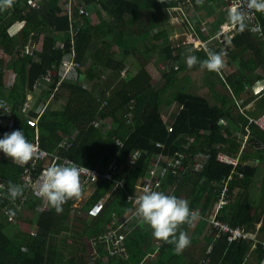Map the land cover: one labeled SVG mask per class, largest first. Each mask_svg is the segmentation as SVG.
Wrapping results in <instances>:
<instances>
[{"label": "trees", "instance_id": "obj_1", "mask_svg": "<svg viewBox=\"0 0 264 264\" xmlns=\"http://www.w3.org/2000/svg\"><path fill=\"white\" fill-rule=\"evenodd\" d=\"M33 1L13 0V9L8 7L0 10V45L7 54H20L12 64L16 71L17 83L9 96L16 98L17 103L26 102L32 85L48 70L57 71L56 79L59 80L60 74L65 71L63 62L72 59L73 51L76 53L75 60L82 63L83 67L65 78L60 93L53 100L63 103L60 94H68L67 106L48 108L40 117L27 110L19 114L15 112L14 131H23L26 139H30L38 128L41 145L48 150L57 149L63 138L62 131L68 133L74 137V145L64 154L100 171H104L114 157L125 160L135 149L143 150L145 155L136 165L128 166L119 177L125 179V187L111 195L98 218H90L86 207L73 211L70 199L63 204V211L60 213L50 207L36 215V226L30 223L32 227L35 226V235L19 232L12 237L7 233L9 223L0 208V264H148L143 261L147 252L143 255L132 253L134 239L137 236H145L141 229L142 224L148 225L138 217L133 221L129 218L125 220L132 207L128 194H134L135 186L142 184V168L147 166L148 153L152 151L156 155L164 153L175 156L184 149V145L189 144L191 138L192 152L201 149L210 153V158L204 162L200 171L193 168V160L188 158L185 160L187 173L177 176L171 172L176 181L186 177L185 185L190 184L187 190L193 188L187 194L189 197L199 195L201 199V195L207 193V200L201 212L205 215L210 211L220 191L219 187L210 184V181L221 182V179L229 176L233 170L232 165L218 160V152L237 155L244 144L243 138L235 135L236 131L248 133L250 116L241 112L236 100L241 98L249 81V76L244 71L264 65V35L262 38L253 36L248 24V28L243 32L238 27L231 43L212 48V51L217 53L228 51V59L231 62H241L237 73L223 79L216 72L201 69L199 64L191 69L181 64L189 54L195 55L199 60L206 59L205 51L194 49V45H191V48H176L168 42L169 30L166 25L170 22L169 11L178 7L188 10L192 0H77L78 7L74 10L78 13L79 7L84 6L91 13L92 20L87 18L86 27L75 35L77 39L74 48L70 43V35L67 34L71 24L70 16L65 14L62 0H40L38 10L34 9ZM204 2L206 13L211 7L209 2L212 7L217 8H213L214 11H219L218 18L215 16V29L219 31L222 25L226 24L227 10H223L226 0ZM97 6L107 15L105 19L101 11H98L100 23L94 19L95 12H91ZM77 15L75 14V23L79 22ZM189 15L191 19L195 17V14ZM257 16L264 29V12H257ZM19 24L23 25L20 33H11L10 30ZM183 25L187 26L188 22ZM156 29L159 30L153 32ZM198 35L205 41L208 39L199 28ZM60 37H64L62 44ZM161 39V44H154ZM136 40L144 42L138 47L129 45ZM97 42L98 47L95 45ZM115 46L121 54H127L118 56L114 52ZM29 47H32L33 56L40 57V62H33V57L28 52ZM189 49L192 50L191 53ZM133 53H141L144 59L131 57ZM156 56L161 58L162 63L170 64L171 71L163 76L164 84L155 85L148 68ZM126 63L136 68L131 70L130 66V70L124 75ZM176 65L179 68L176 69ZM200 70L204 71L207 79L206 96L214 98L218 106H211L207 97L193 96L185 90L173 91V84L179 74ZM0 74L2 90V76L5 75V70ZM18 88L20 91H17ZM103 101H106L107 107H102ZM175 103L183 105L184 109L175 122L170 123L164 117V110ZM107 118L111 120L110 126L102 125V121ZM171 124L174 126L173 131H170ZM251 126L253 136L264 140V130L255 122ZM118 139L124 142V146L118 144ZM159 142L164 145L158 146ZM258 151L257 149L256 152H249L245 149L241 157L245 161L249 155H257ZM23 168V165L13 162L11 158H0V175L7 179H14ZM240 169L244 171L245 176H235L231 187L230 198L235 203L223 212L221 218L234 227L249 229L253 220L252 209L256 211L257 207L252 204L251 199L247 204L240 203L235 189L249 188L257 168L253 164H246ZM175 179L172 182H175ZM182 189H185V186L179 188L177 195H180ZM101 197L99 192L95 194L90 199L91 204ZM34 200V204L41 201L40 198ZM7 202L8 199H3L2 204ZM195 206L196 203L192 201L189 208L193 210L196 209ZM196 221L198 222L195 225ZM196 221L191 226H179L177 236L181 230L186 231L191 240L190 245L197 243L201 237L204 242L200 255L202 260L209 258L208 264H245L252 242L241 240L231 243L228 236L214 241L213 235L208 232L207 221ZM122 226L120 234L126 235L124 251L114 253L113 242L100 241L99 238L112 228ZM148 230L153 231L147 229L145 232ZM93 239L98 245L97 251L91 254L90 242ZM157 241L160 244L155 253L168 256L170 261L166 262L178 261L181 257L190 255V245L182 253L176 254L174 245L163 240ZM211 243H214V249L209 255L207 250ZM256 251L263 256L264 250L260 244L256 246ZM7 257L16 262L12 263Z\"/></svg>", "mask_w": 264, "mask_h": 264}, {"label": "built area", "instance_id": "obj_2", "mask_svg": "<svg viewBox=\"0 0 264 264\" xmlns=\"http://www.w3.org/2000/svg\"><path fill=\"white\" fill-rule=\"evenodd\" d=\"M61 5L63 6V10L65 14H69L70 16V29L67 31V34L70 35V43L72 45V48H74V44L76 43L75 35L80 32L84 27H86V19L92 20L91 14L89 13V10H87L84 6H80L78 9V13L74 10L75 7H78V1L77 0H62ZM231 6H237L240 7L242 11L246 14V23L249 24L250 32L253 34V36H256L258 38H262L264 35V29L259 22L257 11L249 10L246 8L245 0H228V7H226V10H228ZM171 16L175 20L181 21V23L188 22L190 32H191V38L189 42L186 41L185 45L187 43H192L191 45H194V49L196 50H203L206 53L213 48V44L211 43L214 41V44L216 47L221 46L225 44H229L234 35L232 30H238V26H232L230 24L228 25H222L219 31H217L215 34H213L210 38H208L206 41L203 40L198 35V28L201 29L205 27L206 19L205 15L203 14H195L194 18H190L189 13L186 14V11L183 7L178 8H172L170 11ZM75 14H78V23H75ZM80 16H82V19L80 20ZM231 33V34H230ZM180 38L182 37L181 34H178ZM175 46V45H174ZM179 47H181L179 45ZM4 50V49H3ZM30 52V50H28ZM223 57L228 58V51L223 50ZM5 61L3 62V65L0 64V73L5 70V72H9V69L12 68L13 62H15L19 57V53L15 54H7L5 52L4 54ZM76 53L75 51L72 52V59H66L63 62V67L65 68V71L63 74H60L59 80L56 79L58 76V72L55 70H48L47 73L43 76L44 82L47 84H50L54 87L53 96L52 99L55 100L56 95L59 94V91H61V86L65 80V78H68V76L74 72L75 70L82 69V63L75 60ZM35 56H33V59ZM39 60H41L39 58ZM127 64V63H126ZM124 68L123 74L126 75L127 72L130 70V65L126 66ZM166 67V66H165ZM6 93H1L0 95V139L4 138L5 133H12L16 126V120L14 117V107L11 105V103L8 100V97L5 95ZM108 104L106 101L102 102V107H107ZM184 109V108H183ZM167 122H175L174 119H168L166 117ZM255 122L257 125H259L264 130V114L251 118L250 124L247 126L248 133L242 134L241 137L243 138V144L242 150L237 155H229L222 151L218 152V160L224 163H228L233 166L232 173L229 175V177H226L223 181V187L219 191V202L216 208V211L214 215L212 214L211 217L205 218V220L208 222L209 227L211 228L213 240H219L222 236H228L229 240L231 242L241 241V240H251V233L241 227H232L230 223L223 221L220 216L219 212L221 210H224L226 206L231 204V185L234 181L235 176L240 175L241 177L245 176L244 171L240 169L242 165H246L247 162L244 161L241 157L242 152L246 149L247 143L249 141V134L251 132V124ZM224 125L226 123L224 122ZM174 130V126L170 125V131ZM63 140L60 145V149L56 150H48L44 148L41 145L40 142V136L38 130L35 131L33 138L27 139L29 142L34 143L39 151L43 153L40 158H34L33 160L29 161L27 164H23V171L20 176V183L18 185L24 186V192L22 196H19L17 198L19 201H26L30 198L39 197L37 194L34 193L32 185L36 183V181L41 176V173L49 166H51L53 163H68L73 162L77 164L80 167L86 168L85 171L81 174V188L82 193L85 192V190L93 183L97 182L98 179L102 178L105 179L106 183H110L111 192H115L119 190L120 188L125 187V181L124 179L119 178L124 174L126 171V168L128 166H134L138 162L141 161V159L144 157L145 153L141 149H135L130 153V156L127 159L120 160L119 157H114L107 165L106 169L104 171H99L97 168L89 167L86 165H82L78 163L75 159L66 156L63 154V151L69 150L73 145V136L69 135L68 133H65L62 131ZM118 144L121 146H124V142L121 139H118ZM164 144L159 142L158 146H163ZM66 149V150H65ZM211 154L208 152H198L194 153L191 151V149L188 146H184V149L177 152L175 156L171 155H165L164 153L161 155H156L155 152H149L148 153V159H147V166H144L142 168V184L138 185L136 188V192L139 194L143 193V190L145 188H150L154 191H161L164 192V185L166 178L168 175L173 172V174L180 176L182 172H186L188 167L185 164V160L188 158H192L193 162V168L196 171H200L203 168L204 162H206L210 158ZM166 158V159H165ZM89 171H88V170ZM8 184L5 181V179H0V206L3 203V199H8L6 196H9L8 191ZM136 192L134 194H128L129 197L135 198ZM92 195V192H90ZM40 198V197H39ZM2 199V200H1ZM9 200V199H8ZM11 200V201H10ZM9 202L6 203L5 209L6 214H11L10 207L15 205V200L10 198ZM130 202V201H129ZM14 203V204H13ZM132 205V212L129 219L137 218L135 216V206L132 202H130ZM104 202L98 201L94 203L90 209L88 210L89 217L97 218L102 211L104 210ZM43 207L36 209L35 213L33 214L31 218V222L33 225L36 226V219L38 218L36 215L43 212ZM196 212V211H194ZM128 219V220H129ZM12 220V219H11ZM127 222V221H126ZM122 227H118L115 230L109 231L108 233L101 236L99 239L100 241H112L113 242V251L114 253H119L124 251V241L126 239V235L121 233ZM262 247L264 250V236L262 238ZM96 243V242H95ZM214 249V243H211L208 247L207 254H211ZM210 262L209 258H205L202 260L200 264H208ZM258 264H264V254Z\"/></svg>", "mask_w": 264, "mask_h": 264}, {"label": "crops", "instance_id": "obj_3", "mask_svg": "<svg viewBox=\"0 0 264 264\" xmlns=\"http://www.w3.org/2000/svg\"><path fill=\"white\" fill-rule=\"evenodd\" d=\"M211 2H209V6L212 7ZM39 3H40V0H34L33 1V5H34L35 10L40 9V8H38V6H36V5H39ZM204 6H206V3H204ZM209 6H207V8ZM211 7H209V9H208L209 11L212 10V9H210ZM226 7H228V0H226V5L223 7V10H226ZM212 8H216V7H212ZM213 11H214V9H213ZM213 15H214L213 12L210 14L206 13L205 19L207 22L205 24L203 31H201L208 38H210L213 34H215V32H217V31H213L214 27L212 24L215 23V20H213L215 15L214 16ZM100 22H101V20H100ZM210 24L212 26H210ZM225 25H228V24L226 23ZM22 27H23V25L18 26L17 32H14V34H19L20 31L22 30ZM237 31H238L237 29L232 30L231 33H233V35L235 36ZM63 38L64 37H60V44L63 43V40H62ZM187 42H189V41H187ZM185 43H186V40L182 39V37H181L180 41L175 44V47L176 48H182V47L191 48L190 44H192V43H187L186 45H185ZM211 43L213 44V47H216V45L213 42H211ZM179 45L181 47H179ZM31 48L32 47H29L30 54L32 52ZM4 54H5V51L3 50L2 45H0V64H2V65H3V62L5 61V59H4L5 55ZM33 55L34 54H31L32 57H33ZM39 58L40 57L38 55H36L35 58L33 59V62L34 63L40 62ZM223 59H225L224 65L228 66V68H229L228 70H225V69L223 70V72L225 73L224 74L225 76H230V75H233V74L238 72V70L240 69V63H241L240 61L236 62L235 60H232L233 62H231V61H229L228 58H223ZM184 60H183V62H184ZM164 64L166 66H168V68L170 70V67H169L170 64H167V63H164ZM183 66H185V64H183ZM177 68H179V67L177 66L176 69ZM200 71L202 72V70H200ZM15 72H16L15 68H10L9 72H5V75L2 76L3 77V89L0 90V95H1V93L7 94V91H8V93H10L13 86L17 83ZM244 72L247 76H249V81H248L247 87H246L244 93L242 94L241 98L239 100H236V104L240 107L242 113L248 114L250 116V122H251V118L258 117V116L264 114V65H258V67H256L255 69L246 70ZM216 74H218V75L220 74L222 76L221 70L219 72H216ZM43 76L38 78L35 81V83L32 85L31 90L29 91V94L27 95L26 102L17 103L16 98L14 99L10 96L8 97L9 102L14 107V113L16 112L17 114H19L20 112L27 110L30 113L38 114V117H40L43 114V112L48 108H55L58 106L63 108L65 106H67L68 94H67V96H65L64 93H63V95H62V93L60 94L61 95L60 98L63 97L62 98L63 103H59L58 101L57 102L53 101L52 96H53L54 87L52 85L44 82ZM177 79H180V78L177 76L175 81H177ZM206 81H207V79H206ZM17 91H20V88H18ZM207 93H208V88H206L205 95ZM207 99L209 100V103L211 104V106H218V103L216 102V100L214 98L207 97ZM179 106L181 108L180 110H178V111L172 110L169 113V114H171V113L175 114L174 117L172 118L174 120L177 119L178 115L183 110L182 107L184 108V106L181 104H179ZM164 115H165L164 117L166 119L167 115L165 112H164ZM105 120H107V122L101 123V124L102 125L106 124V126H110L111 120L108 118ZM250 122H249V124H250ZM36 130H38V128H36L35 131ZM38 132H39V130H38ZM242 134L243 133L241 131H236L235 135L241 138ZM249 139H250L249 142H251V144H249V142L247 143L246 151L256 152L257 149L259 151H258L257 155H254V156L249 155L245 159V161L247 162V164H253L257 168V170H256L255 176L253 177V182L251 183V186L249 188L237 187L235 189V195L238 198V200H240V203L247 204L248 201H250V199H251L253 202L252 204L255 207H257L256 211L253 210L254 208L252 209V212H253L252 224H251L249 229H246L251 233L252 236H251V240H245V241L252 242V246H251V251L246 256L245 264H258V262L260 261L262 256H261V254L257 253L256 246L258 244H260L262 246L261 241H262V238L264 236V140L257 137V136H253L252 126H251V132L249 134ZM62 140H63V138H62ZM62 140H61V142H62ZM192 141H193V139L191 138L189 141V144L184 145V146H188L191 149ZM61 142L59 143V146L57 147V149H60ZM73 145H74V138H73ZM241 150H242V148H241ZM65 152H69V151L68 150L63 151V154ZM198 152H206V151L200 149V150H196L194 153H198ZM240 152L241 151H239L238 153H240ZM1 157L10 159V157L6 156V154H4L2 151H0V158ZM225 164H228V163H225ZM20 165H23V164H20ZM82 165H84V164H82ZM232 169H233V166H232ZM22 171L19 172L14 179H12V178L7 179L3 175H0V179L1 178L5 179L7 184L9 181H12L15 184H19ZM184 173H187V172H182L181 175ZM231 173H232V171H231ZM226 177H229V176H226ZM226 177L222 178L221 182H218V183H215L214 181H210V184H214V185L218 186L219 189H221L223 187V181ZM185 178L186 177L184 176L182 179L178 178L176 181L175 177L174 176L172 177L171 173H170L168 175V177L166 178V181H165L164 193L167 195H175L178 198L187 200L189 203V207H190L192 201L194 203H196V206H195L196 209H193V211H196L199 214V218L197 220H205L204 216L211 217L212 214L214 215L216 208H217V205H218V202H219V199H217V200L215 199V202L213 203L212 208H210V211L207 214H205V215L202 214V212H201L202 206L206 203L207 193H204L203 196L201 195V199L199 198V195L189 197L187 194L189 192H191L193 190V188L187 190L188 186L190 184L185 185V183H186ZM174 179H175V182H172V181H174ZM124 181H125V179H124ZM80 182H81V178H80ZM184 186H185V189H182L180 191V195H177V193H179V188H182ZM193 186H194V184H193ZM110 187H111L110 183H106L105 179H102V178L98 179L97 182L91 184L85 190V192L82 193V195L79 199H76V198L72 199L73 211L74 210H80V209L86 207L85 209H86V212L88 214V210L94 204V203L91 204L90 199L95 194H97L98 192L102 195L101 199H99V200L103 201L105 204L106 201L111 197V195L114 194V192L110 193L111 192ZM231 187H232V185H231ZM135 188H137V185L135 186ZM92 190H94V192ZM90 192H92V195ZM253 192H254V194H253ZM218 196H219V194H218ZM6 197L10 200V198L8 196H6ZM17 198L15 201L16 204L11 206L9 209V210H11V214H6V209H5L6 204L5 205L1 204V206H0L3 214L6 215L7 221L9 223L8 227H7V233L9 236H12V237H14V235H17V233H19V232L21 234L26 233V234L30 235V233L28 232V228H25L27 231L22 232V231H20L21 228H19V226H17V224L23 223V224H25L24 227H27V226L29 227V225L31 223V218H32L34 212L36 211V209L43 207V209L45 210V209H48L51 207L42 198H40L41 199L40 202L34 204V202H33V201H35L34 199H39V197L33 196V198H30L29 200L27 199L24 202H22V201L18 202ZM9 200H8V202H9ZM233 202H234V200H232V198H231V204H229L228 206L225 207L224 210H221L219 212L220 218L223 216V212L228 210V208H230V206L233 205ZM131 212H132V207H131L129 213L127 214L125 220L131 216L130 215ZM90 218H92V217H90ZM133 220L134 219H132V221ZM223 221H225V220H223ZM197 222L198 221H196L195 225L197 224ZM225 222H228V221H225ZM228 223H230V222H228ZM230 225L232 226L231 223H230ZM232 227H234V226H232ZM238 227H240V226H238ZM117 228H112V230H115ZM241 228H243V227H241ZM131 229L133 230L134 227H131ZM141 229H143V232H144L143 234L145 236H144V238H142V236H137V238L134 239V241L132 242V253H134V254L138 253V254L143 255V253L147 252V254L144 255V257H143V261L147 262L148 264H194L195 262H197V264H198L202 260L200 255L203 251L204 242H203V240H201V237H200V240L197 241V243L191 244L190 247L188 248V251H190V255H192V257L190 255H185L183 258L181 257L178 261L166 262V261H170L169 259H167L168 256H163V255L159 256L158 254L155 253V249L156 250L159 249L160 243L157 240H155L153 237H150L152 234V231L148 230L145 232V230L151 229V227L148 228V226L142 224ZM208 232L212 236V231H211V228L209 227V224H208ZM104 234H106V233H104ZM104 234H102V235H104ZM94 241L95 240L93 239L90 242L91 243L90 246L92 247L91 254H93L94 252L97 251L96 246L98 245V243H95ZM108 247L111 248V246H108ZM135 249H138V251H134ZM141 264H143V263H141Z\"/></svg>", "mask_w": 264, "mask_h": 264}, {"label": "clouds", "instance_id": "obj_4", "mask_svg": "<svg viewBox=\"0 0 264 264\" xmlns=\"http://www.w3.org/2000/svg\"><path fill=\"white\" fill-rule=\"evenodd\" d=\"M12 3L13 0H0V10L11 7ZM245 4L249 10L264 12V0H245ZM245 21L246 14L240 7L231 6L228 8L227 24L238 26L239 30L243 32L248 28ZM191 51L189 49V53ZM223 55V52L217 53L209 50L206 59L199 60L195 55L189 54L185 62L189 69L199 64L201 69L219 72L224 67ZM0 151L19 164H27L34 158H40L43 155L20 130L5 133L4 138L0 139ZM85 169L73 162L53 163L41 173L39 179L32 185L33 191L57 213H60L67 200L81 197L80 178ZM7 191L10 198L15 200L23 194L24 186L9 181ZM129 201L135 206V216L151 227L155 239L174 245L176 254L182 253L190 245L191 240L186 231L181 230L177 236L179 226L185 224L191 226L199 218V214L189 208L187 200L145 188L142 194L136 192L135 198L129 197Z\"/></svg>", "mask_w": 264, "mask_h": 264}, {"label": "rangeland", "instance_id": "obj_5", "mask_svg": "<svg viewBox=\"0 0 264 264\" xmlns=\"http://www.w3.org/2000/svg\"><path fill=\"white\" fill-rule=\"evenodd\" d=\"M204 1L205 0H192L191 2H189V5H188L189 8H188V10H185L186 14L189 13V14L194 15V14L199 13V14L206 15V10L204 9V3H205ZM36 6H38V8H39V5H36ZM11 8L13 9L12 6H11ZM210 9H212V10L207 11V13L210 14L213 12V14L218 18L219 11L214 12L212 7ZM98 11H101L102 16L103 17L105 16V19H107V15L100 8H98V6L96 7V9L94 11H91V12H95L94 13L95 21L96 22L98 21L97 23H100ZM169 16H170V22L168 25H166V27L169 30L168 31V40L169 41L168 42L172 46H174L176 43H178L180 41V36L178 34H181L182 39L189 41L191 38V32H190L189 26H186V25L184 26L183 25L184 23H181V21L175 20L173 18V16H171V14ZM215 16H214L213 20L217 19V18L215 19ZM211 24H210V26L213 25V27H214L213 31H216L217 30V29H215L216 24L215 23H213L212 25ZM18 26H20V24L14 26L10 31L14 34V32H17ZM158 30L159 29H156L153 32H157ZM200 30L203 31V28H201ZM162 41H163V39H161L160 41H155L154 44H161ZM143 42L144 41H142V40H136L134 43H129V45L138 47V46H141L143 44ZM212 42L214 43V41H212ZM98 45H99V43L97 42L96 46L98 47ZM92 50H94V49H92ZM114 52H116L118 56H122V55L127 54L126 52H124V54H121L119 49L116 46L114 47ZM159 53H157L156 55L159 56ZM132 56L136 57L137 59H141V60L144 59V56L141 55V53L140 54L133 53L131 55V57ZM158 56H156L155 60H153V62H151V64L148 66V68L150 69L151 75H152V80H153L155 85L164 84L165 79L163 76L165 74H168L171 71V70H169V68L167 66L165 67V64L162 63L161 58ZM223 58H225V57H223ZM223 60H225V59H223ZM133 61H135V60H133ZM185 61H186V59L184 60V62L182 61L181 64L186 65ZM132 63L133 64L135 63L136 66L138 65L136 62H132ZM129 64L130 63H127L126 66ZM130 66H131V70L136 68V67L132 66V64H130ZM224 69L228 70L229 68H228V66L224 65V67L221 69L222 76L221 75L220 76L223 77V79L225 78V75H224L225 73L223 72ZM204 76H205V73L203 70H202V72L201 71L200 72L199 71L198 72H182L181 74L178 75V77L180 79H177V81H175V83L173 84V91L174 90H185V91H187V93L192 94L193 96L206 97L205 93H206V88H207V81H206V78ZM59 93H60V91H59ZM5 95L7 97H9L10 93H8V91H7V94H5ZM65 96H67V95L65 94ZM180 109L181 108H180L179 104L175 103L174 105H172L168 109H166L164 112L166 113L168 119H172L175 114L174 113L169 114L170 111H172V110L178 111ZM182 109H183V107H182ZM102 122L105 123V122H107V120H103ZM92 191L94 192V190H92ZM253 194H254V192H253ZM17 226H19V228H21L20 231H22V232L27 231L25 228H28V232L32 235H35V232H34L35 226L32 227L29 225V227L28 226L24 227L25 224H23V223L17 224ZM7 259H9L12 263L16 262L11 258L7 257Z\"/></svg>", "mask_w": 264, "mask_h": 264}]
</instances>
